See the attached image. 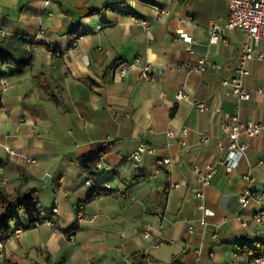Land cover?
I'll list each match as a JSON object with an SVG mask.
<instances>
[{"label":"crops","instance_id":"0c3cea01","mask_svg":"<svg viewBox=\"0 0 264 264\" xmlns=\"http://www.w3.org/2000/svg\"><path fill=\"white\" fill-rule=\"evenodd\" d=\"M84 4L100 10L82 18ZM160 7L170 10L157 18ZM229 12L227 0H52L50 7L0 0V50L31 60L23 69L0 64V77L11 82L0 94V187H36L41 220L29 227L32 215L19 213L0 239V264H196L199 248V264H247L264 249V227L252 218L264 204V133L243 135L249 150L203 189L206 209L196 197L193 167L222 154L229 116L264 121V57L249 61L250 99L222 84L234 72L242 33L228 30L227 43H210V24H224ZM200 59L208 63L204 72L177 66ZM124 61L151 63L155 79L139 67L116 75ZM180 88L188 98H177ZM198 102L210 109L201 111ZM201 131L210 134L206 142ZM144 141L157 151L137 164L132 153ZM93 153L106 166L97 169L98 181L115 188L86 201L90 176L81 160ZM165 157L172 162L158 165ZM249 172L254 183L243 178ZM248 185L258 196L244 206ZM80 208L96 214L95 222H78Z\"/></svg>","mask_w":264,"mask_h":264},{"label":"built area","instance_id":"2783aa9c","mask_svg":"<svg viewBox=\"0 0 264 264\" xmlns=\"http://www.w3.org/2000/svg\"><path fill=\"white\" fill-rule=\"evenodd\" d=\"M229 5V16L227 21L224 24L219 22H214L210 24V43H223L228 42L226 38V32L228 30H239L242 33V38L239 41L238 46V61L235 66L234 72L231 76L225 77L222 79V84L224 86L231 87V94L237 99H250L252 97V91L247 87L245 79L250 73L249 61L254 58H263L264 50L259 49V44L262 39H264V0H227ZM52 0H44L46 6L51 5ZM169 7H160L157 12V18H161L166 13H169ZM48 13L51 15L52 10L50 9ZM183 20V19H182ZM147 29H150L151 26L149 23H144ZM74 45H76L74 43ZM30 47V44H28ZM178 67H184L185 69L195 70L199 72L206 71L208 63L205 59H200L197 63L194 61H187L177 65ZM212 66L219 67L220 65L214 63ZM139 67L142 72V76L146 80H154V70L152 69L151 63H146L143 66H139L136 63L121 62L114 67V72L120 77L127 76L128 73ZM11 87V82L8 77H0V94L8 91ZM176 96L179 100L188 98V94L185 92L184 88L178 89ZM201 111H206L210 109L209 105L198 102L195 103ZM6 107L3 101L0 99V111L5 110ZM225 127L228 129V139L226 144H220V150L222 154L216 159V161L209 162L207 164H195L193 167L196 182L198 184L196 188V197L201 200L199 207L201 209H206L205 203L203 200L205 198L204 188L209 186L214 176L218 173L221 166H227L228 168L235 167L239 160L248 152L249 144L243 139V135L249 136H258L264 133V121H249L246 124H242L238 115L229 116V121L226 123ZM182 134L187 136L188 129L183 128ZM170 137H176L174 131H168ZM208 132L201 131L199 133V139L201 142H206L209 138ZM182 143H186L185 140H182ZM7 151L14 155H22L28 161L36 163L37 159L27 154H20L14 149L5 145ZM156 148L147 143L142 142L137 147V149L132 153V158L137 164H140L146 154H154ZM158 165L164 166L172 162L170 157H165L159 159ZM97 169H102L106 167L102 160L98 161L96 166ZM4 169V162L0 159V170ZM243 178L249 183H254L256 181L255 177L252 174L245 173ZM87 185L91 187H96L99 190V195L106 194L109 190L114 189L111 181H105L102 183H97L92 178H89L86 181ZM173 186H178V183H173ZM258 196V191L254 190L252 186L248 185L244 188L240 200L244 206H248L253 199ZM96 214H89L86 212L85 208H80L77 212L78 222L84 221H94L96 220ZM253 220L259 224V226L264 227V204L260 205L258 209L254 212L252 216ZM203 225L207 224V221L204 218L201 219ZM53 224V223H51ZM244 224L247 222L244 221ZM190 230H194V225H190ZM22 232L21 228L15 230V234L19 235ZM145 236L150 237L151 233L148 231L145 233ZM161 243V242H160ZM3 243L0 241V254L3 252ZM198 258L196 259V264H199V259L202 254V249L197 250ZM213 255V254H211ZM247 264H264V249L261 252H258L255 255L247 258Z\"/></svg>","mask_w":264,"mask_h":264},{"label":"trees","instance_id":"16d2710c","mask_svg":"<svg viewBox=\"0 0 264 264\" xmlns=\"http://www.w3.org/2000/svg\"><path fill=\"white\" fill-rule=\"evenodd\" d=\"M81 17L91 16L97 14L100 9L89 8L87 5H80L78 7ZM31 60L18 61L10 57L7 53L0 50V64H14L23 69L30 64ZM44 80V79H43ZM45 81V80H44ZM101 160V156L93 153L88 158L81 160L86 172L97 183L98 176L101 174L95 167L97 162ZM109 181V180H108ZM90 195L86 201L92 200L96 195H99V190L96 187L90 188ZM39 194L36 187H19L14 193L8 192L5 188L0 187V239H6L12 229V223L19 219L20 212H26L32 215L29 222V227H35L41 220L35 215H38L39 208Z\"/></svg>","mask_w":264,"mask_h":264},{"label":"water","instance_id":"95a60500","mask_svg":"<svg viewBox=\"0 0 264 264\" xmlns=\"http://www.w3.org/2000/svg\"><path fill=\"white\" fill-rule=\"evenodd\" d=\"M50 179V175L49 174H46L45 177H44V181H48Z\"/></svg>","mask_w":264,"mask_h":264}]
</instances>
